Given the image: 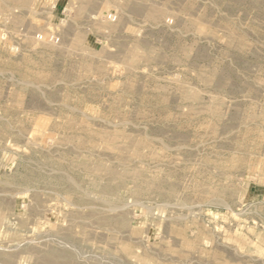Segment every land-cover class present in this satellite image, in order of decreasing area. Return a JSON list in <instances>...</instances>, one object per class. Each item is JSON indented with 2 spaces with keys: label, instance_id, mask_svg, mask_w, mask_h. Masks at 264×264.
<instances>
[{
  "label": "rangeland",
  "instance_id": "374dc122",
  "mask_svg": "<svg viewBox=\"0 0 264 264\" xmlns=\"http://www.w3.org/2000/svg\"><path fill=\"white\" fill-rule=\"evenodd\" d=\"M7 1L0 264H264V0Z\"/></svg>",
  "mask_w": 264,
  "mask_h": 264
},
{
  "label": "bare ground",
  "instance_id": "6f19581e",
  "mask_svg": "<svg viewBox=\"0 0 264 264\" xmlns=\"http://www.w3.org/2000/svg\"><path fill=\"white\" fill-rule=\"evenodd\" d=\"M8 1H9V0H8ZM8 1H7V2H8ZM13 1H14V0H13ZM21 1H22V2H23V1L26 2V0H21ZM21 1H20V4H21ZM28 1H30V0H28ZM4 2H5V1H4ZM9 2H10V1H9ZM11 2H12V1H11ZM124 2H125V1H124ZM26 3H27V2H26ZM28 3H29V2H28ZM118 3H119V2H118ZM5 4H6V3H5ZM8 4H10V3H8ZM12 4H14V3H12ZM12 4H10V6H11ZM23 4H24V3H23ZM128 4H129V3H128ZM134 4H135V3H134ZM14 5H15V4H14ZM16 5H17V4H16ZM24 5H25V4H24ZM24 5H23V6L20 5V7H21V6L24 7ZM28 5H29V4H28ZM31 5H32V4H31ZM126 5H127V4H126ZM26 6H27V5H26ZM115 6H116V5H115ZM123 6H124V5H123ZM129 6H130V5H129ZM5 7H6V6H5ZM14 7L16 8V6H14ZM17 7L20 8L19 6H17ZM152 7H154V6H152ZM8 8H9V7H8ZM18 8H17V9H18ZM27 8H28V7H27ZM27 8H24V9H27ZM79 8H80V7H79ZM81 8H83V7L81 6ZM84 8H85V7H84ZM140 8H141V7H140ZM148 8H149V7H148ZM12 9H13V8H12ZM21 9H22V8H20V10H21ZM116 9H117V8H115V10H116ZM130 9H131V7H130ZM130 9H129V10H130ZM151 9H152V8H151ZM151 9H147V10H151ZM153 9H154V8H153ZM159 9H160V8H159ZM22 10H23V9H22ZM138 10H139V6H138V8H137V11H138ZM140 10L142 11V8H141ZM14 11H15V10H14ZM28 11H29V10H28ZM118 11H119V10H118ZM134 11H135V9H133V12H134ZM143 11H144V13L146 12V10H144V9H143ZM12 12H13V10H12ZM18 12H21V11H18ZM18 12H17V13H18ZM31 12H32V11H31ZM130 12H131V11H130ZM133 12H132V13H133ZM139 12H140V11H139ZM140 13H142V12H140ZM159 13H160V11H159V10H156V8H155V10H151V11H149V12L146 14V17H147L148 19L155 20V19L159 16ZM119 14H120V13H119ZM133 14H134V13H133ZM137 14H138V13H137ZM160 14H161V13H160ZM19 15H20V14H19ZM134 15H136V14H134ZM161 15H162V14H161ZM13 16H14V15H13ZM121 16H122V15H121ZM144 16H145V15H144ZM13 18H14V17H13ZM118 18H119V21H120V16H119ZM121 18H122V17H121ZM20 19H22V18H20ZM20 19H19V21H21ZM14 20H15V19H14ZM19 21H18V22H19ZM13 22H14V21H13ZM15 23H16V22H15ZM116 23H117V22H116ZM37 24H38V23H37ZM35 25H36V24H35ZM115 25H116V24H115ZM13 26H15V25H13ZM36 26H37V25H36ZM37 28H38V27H37ZM108 28H109V27H108ZM110 34H111V33H110V31H109V35H110ZM238 38H239V37H238ZM181 50H183V49H181ZM37 62H38V61H37ZM43 62L45 63V61H43ZM43 62H42V63H43ZM35 64H36V63H35ZM40 64H41V63H40ZM39 66H40V65H39ZM42 66H43V65L41 64V67H42ZM37 67H38V66H37ZM214 72H215V71H214ZM200 76H201V75H200ZM201 77H202V76H201ZM221 77H222V76H221ZM205 80H206V79H205ZM219 81H220V80H219ZM215 110H216V109H215ZM215 110H214V111H215ZM208 112H210V111H208ZM211 112H212V111H211ZM216 113H218V112H216ZM116 132H117V131H116ZM116 132H115V133H116ZM113 133H114V132H113ZM113 133H112V135H113ZM118 133H119V131H118ZM114 136H115V135H114ZM116 136H117V135H116ZM109 137H110V136H109ZM101 138H102V137H101ZM112 138H113V136H112ZM112 138L110 137V139H112ZM113 139H114V138H113ZM115 139H116V138H115ZM146 140H147V139H146ZM108 141H109V139H108ZM112 142H113V141H112ZM148 143H149V142H148ZM112 144H113V143H112ZM142 144H143V143H142ZM142 144H141V145H142ZM139 145H140V144H139ZM142 146H143V145H142ZM138 147H139V146H138ZM138 147H137V148H138ZM135 148H136V147H135ZM165 148H166V147H165ZM133 149H134V148H133ZM139 151H140V150H139ZM151 154H152V153H151ZM157 155H158V154H157ZM111 171H112V170H111ZM120 172H121V171H120ZM109 173H111L110 170H109ZM136 173H138V172H136ZM136 173H135V171H134V172H130L129 175H131L132 177L129 176V175H128V176L134 179V178L137 177L138 174H139V173H138V174H136ZM114 174H115V173H114ZM125 174H126V173H125ZM125 174H124V175H125ZM139 176H140V175H139ZM119 177H121V176H119ZM129 177H128V178H129ZM121 178H123V177H121ZM136 179H137V178H136ZM137 180H138V179H137ZM145 185H146V184H145ZM147 185H148V184H147ZM147 185H146V186H147ZM143 186H144V185H143ZM148 187H149V185H148ZM146 188H147V187H146ZM47 252H48V251H47ZM43 253H44V252H43ZM53 253H54V252H53ZM44 254H45V253H44ZM51 254H52V253H51ZM3 255H4V254H3ZM8 255H10V254H8ZM45 256H47V257H44V258L47 259V258H48V255H45ZM57 256H58V255H57ZM9 257H12V256H9ZM52 258L54 259V257H52ZM52 258L50 257V259H48V260H46V261H50ZM58 258H59V256H58ZM58 258H57V259H58ZM60 258H62V256H61ZM66 258H67V257H66ZM68 258H69V256H68ZM6 259H7V258H6ZM63 259H64V258H63ZM63 259H60V260H63ZM69 259H72V258L70 257ZM58 260H59V259H58ZM64 260H65V259H64ZM43 261H44V260H43ZM52 261H53V260H52ZM71 261H73V260H71Z\"/></svg>",
  "mask_w": 264,
  "mask_h": 264
}]
</instances>
